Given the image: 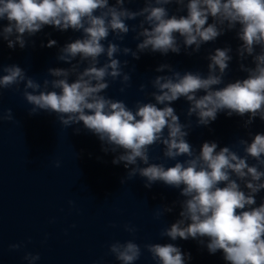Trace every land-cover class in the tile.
Listing matches in <instances>:
<instances>
[{"label":"clouds","instance_id":"clouds-1","mask_svg":"<svg viewBox=\"0 0 264 264\" xmlns=\"http://www.w3.org/2000/svg\"><path fill=\"white\" fill-rule=\"evenodd\" d=\"M134 2L0 0V21H7L0 25V39L10 49L17 45L23 49L26 37L45 26L82 34L59 48L57 60L70 66L49 68L52 79L39 82L18 65H0V100L4 89L15 86L20 91L23 84L22 96L31 106L28 114L55 113L64 129L82 123L99 139L103 152L115 154L112 163H122L127 170L121 184L139 175L145 188L161 182L178 189L182 200L156 210L159 219L177 203L181 209L179 218L162 229L161 237L197 240L209 254L221 252L226 264H264V200L258 206L256 201L264 190V133L252 135L250 142L239 140L243 155L210 141L197 152L187 140L193 116L197 127L210 125L221 112L228 117L247 116L244 127L257 117L264 121V0H143L144 6L137 10L125 6ZM169 5L177 6L174 13L170 14ZM185 10L186 15L177 14ZM137 19L139 23L129 25ZM232 31L240 41L235 51L246 78L225 83L233 59V49L226 46L209 52L206 75L181 72L168 63L158 65L155 71L167 74L150 80L153 91L146 92L145 84L139 87L155 102L138 100L130 108L104 94L110 82L119 80L121 93L131 86L135 68L125 71L129 61L119 56L139 60L144 53L167 56L182 51L191 56ZM130 32L137 41L135 50L121 46ZM56 44L49 40L47 47ZM249 57L251 66L244 63ZM181 98L189 105L186 122L171 106ZM13 119L11 108H0V122ZM74 131L78 134L80 129ZM154 145L163 146V158L175 161L173 166L152 162L149 150ZM249 158L255 163H249ZM55 167H60L59 161ZM124 230L133 235L137 231L130 224ZM21 247L9 245L10 250ZM144 248L156 264H186L191 259L173 243H149ZM108 252L120 264H135L142 255L141 246L131 239L111 243ZM24 259L35 264L40 255L28 252Z\"/></svg>","mask_w":264,"mask_h":264}]
</instances>
